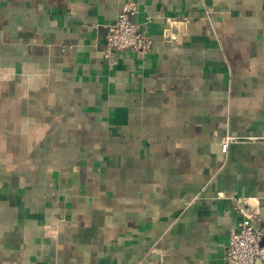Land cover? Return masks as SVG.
Wrapping results in <instances>:
<instances>
[{
	"label": "crops",
	"instance_id": "crops-1",
	"mask_svg": "<svg viewBox=\"0 0 264 264\" xmlns=\"http://www.w3.org/2000/svg\"><path fill=\"white\" fill-rule=\"evenodd\" d=\"M126 1L0 0V264H225L233 201L264 223V0H135L154 47L107 57Z\"/></svg>",
	"mask_w": 264,
	"mask_h": 264
},
{
	"label": "built area",
	"instance_id": "built-area-1",
	"mask_svg": "<svg viewBox=\"0 0 264 264\" xmlns=\"http://www.w3.org/2000/svg\"><path fill=\"white\" fill-rule=\"evenodd\" d=\"M139 9L135 0H128L122 5L116 20L107 27L105 56L109 57L113 50H129L145 58L152 51L153 39L135 19ZM233 139L230 136L222 138L224 152ZM233 209L242 218L229 235L225 264H259L258 261L264 264V223L260 209L248 198H236Z\"/></svg>",
	"mask_w": 264,
	"mask_h": 264
},
{
	"label": "water",
	"instance_id": "water-1",
	"mask_svg": "<svg viewBox=\"0 0 264 264\" xmlns=\"http://www.w3.org/2000/svg\"><path fill=\"white\" fill-rule=\"evenodd\" d=\"M176 26H178V22H175L174 24H172V28L171 29L176 28Z\"/></svg>",
	"mask_w": 264,
	"mask_h": 264
}]
</instances>
